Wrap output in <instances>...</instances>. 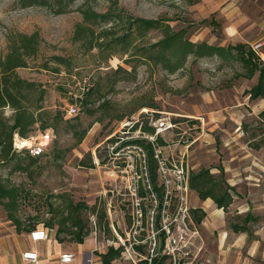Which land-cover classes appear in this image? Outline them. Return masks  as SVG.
<instances>
[{
    "label": "rangeland",
    "instance_id": "374dc122",
    "mask_svg": "<svg viewBox=\"0 0 264 264\" xmlns=\"http://www.w3.org/2000/svg\"><path fill=\"white\" fill-rule=\"evenodd\" d=\"M109 4L108 0H99L93 5L106 11ZM119 4L136 17L170 20L175 30H187L193 42L248 46L264 37V0H119ZM82 21L76 11L54 15L43 8H20L16 0H0L1 54L7 52L9 34L37 31L43 39L38 58L29 60V67L18 69V73L40 84L45 91V109L62 112L65 120L73 119L66 110L72 99L89 86L95 89L94 107L108 104L109 117L102 122L97 120L103 109L93 117L80 111L82 128L90 127L81 143L71 133L61 131L57 135L50 129L53 137L44 156L30 167L29 173L11 172L13 162L0 165V176L24 190L19 207L24 227L43 226V222L66 213V206L72 201L96 207V212L81 216L88 223L89 236L96 238L99 245H114L113 240L107 241L112 239L114 228L123 238H117L118 246L127 242L137 208L144 212L146 235L148 222L159 212L153 195L142 199L137 192L141 187L149 190L143 161L146 150L127 146L115 153L114 149L123 141L140 138L152 143L154 139L170 168L183 165L189 174L211 168L219 176L218 168L224 167L225 179L235 189L234 202L213 220L219 228L214 237L224 235L228 239L234 236L231 223L242 224L249 212L256 217L249 229L251 239L263 243L262 252L228 249L223 258L214 252L212 264H264V98L255 100L249 93L258 74L247 79L238 61L192 57L183 70L173 75L161 66L137 62L136 77L120 80L122 75H115L114 71L119 66L131 71L132 64L125 63L129 57L116 55L101 62L96 50L87 52L80 43H73L74 27ZM161 38V32L153 31L146 42ZM55 55L72 59L71 73L63 66L58 74L39 68ZM153 104L157 107H150ZM11 113L6 111L8 116ZM139 121L140 128L132 132ZM146 126L154 128L155 133L143 132L141 127ZM32 135L28 140L35 145L41 139V131ZM112 138L117 142L111 143ZM58 154L60 158H56ZM90 154L95 168L80 166L82 160L90 161ZM21 161L28 165L27 160ZM158 181L163 183L159 175ZM199 199L190 189L189 208H198ZM175 212L173 198L165 215L171 218ZM0 220L9 221L1 205ZM99 253L100 248L94 252L96 256ZM198 258L197 251L192 250L176 264H199ZM164 264L175 262L168 258Z\"/></svg>",
    "mask_w": 264,
    "mask_h": 264
},
{
    "label": "trees",
    "instance_id": "16d2710c",
    "mask_svg": "<svg viewBox=\"0 0 264 264\" xmlns=\"http://www.w3.org/2000/svg\"><path fill=\"white\" fill-rule=\"evenodd\" d=\"M97 1L99 0H16V5L20 8H43L54 15L79 12L83 21L75 25L72 42L80 43L87 52L96 50L101 62H108L116 55L128 56L125 63H131L132 70L129 71L119 66L114 71L115 75H122L120 80L136 77L137 62L161 66L167 73L173 75L183 70L192 57L195 59L219 57L225 62L238 61L241 63L247 73V79L258 74V81L249 93L252 99L264 98V65L252 50L251 44L248 46L241 43L222 46L213 45L207 41L193 42L188 38L187 30H175L169 24L170 20L168 19H147L133 16L120 6L119 0H108L110 2L108 9L99 11L93 5ZM153 31L161 32L162 38L153 43L146 42L149 33ZM7 40V52L0 53V165L13 162L11 172L29 173L30 167L40 161L46 150L41 155L35 156L29 148L26 150L17 148L15 146L17 139H30L37 130L45 133L52 129L57 135L61 131L71 133L77 143H81L90 127L82 128V122L78 117L80 111L84 110L90 117H93L103 109V113L97 120L102 122L109 117L108 104L104 102L97 108L94 107L92 96L95 89L89 86L81 96H77L71 101V106L78 108L77 114L71 116L74 117L73 119L65 120L66 116L62 112L52 113L45 109L42 104L45 91L40 89V84L25 79L18 73V69L29 67V60L38 58L43 43L40 33L37 31L32 34L12 33L8 35ZM50 62H53L54 65ZM61 66L71 73L73 70L72 59L59 55L51 56L42 62L39 68L58 74L61 71ZM150 107L157 106L153 104ZM8 109L12 112L10 116L6 114ZM139 128L140 121L134 124L131 131L135 132ZM141 129L151 135L155 133L152 127L146 126ZM158 140L163 144L160 138ZM109 141L115 143L117 139L112 138ZM127 146L143 147L146 150L147 179L151 190L147 191L141 187L137 192L142 199L150 194L155 195L159 209L156 216V225L158 226L165 200V188L158 181V164L153 145L144 139H131L121 142L114 152L118 153L120 149ZM23 156L25 158H22ZM60 157L59 154L56 156V158ZM23 159L28 161V165L23 164L21 161ZM80 166L95 168L91 154L90 161L82 160ZM218 169L219 176L212 173L211 168L191 172L189 187L198 194L201 200L212 199L218 209L227 210L234 202L232 192L235 189L225 179L224 167L221 166ZM23 193L24 190L20 186L11 183L9 178L4 179L0 176V205L19 234L31 232L39 227L36 224L28 228L24 227V220L19 214L20 201L24 198ZM89 211L96 212V207H90L84 202L70 201L66 206V213L63 211L59 216L43 222V226L48 229H56V239L60 243L82 244L90 235V229L81 214ZM191 216L199 224L206 214L200 209H191ZM255 220L254 214L249 212L242 225L231 224V227L235 233L246 232L249 231L248 223ZM136 249L146 254L144 246H139ZM123 252V245L110 246L108 251L99 254V257L102 264H112L122 257ZM167 258V255L153 257L150 262L148 257L140 264H163Z\"/></svg>",
    "mask_w": 264,
    "mask_h": 264
},
{
    "label": "built area",
    "instance_id": "2783aa9c",
    "mask_svg": "<svg viewBox=\"0 0 264 264\" xmlns=\"http://www.w3.org/2000/svg\"><path fill=\"white\" fill-rule=\"evenodd\" d=\"M251 48L259 56L264 65V37L251 43ZM77 112L78 108L76 106H70L67 110L69 116H73ZM52 137L53 132L51 131L41 133L40 141L29 147L31 153L35 156L41 155L46 150ZM152 145L158 164V175L163 180L161 185L165 188V200L161 210L164 214L160 217L158 226L156 225V217L151 218V222H148V232L145 235L143 234V231H145L144 212L142 208H137L134 212L133 226L129 233V239L123 244L124 252L122 256L135 262V258L141 256L136 248L144 246L147 248L150 262L151 258L162 254L169 256L176 264L178 261L180 262L183 258L189 256L192 250H196L197 252L202 250V247L197 244V240L201 238V231L194 224L191 209L188 206L190 192L189 172H187L183 165L170 168L166 160L162 158L161 151L157 148L154 139ZM15 146L17 147L16 143ZM143 159L147 174L148 162L145 153H143ZM171 177L175 179L172 180ZM148 189L151 190L149 181ZM153 196L155 197V195ZM173 198L176 200V212L169 218L165 215V210ZM140 205L138 204V207ZM49 232L50 229L44 226L37 227L30 232V238L33 242L46 241L50 237ZM23 258L35 264L39 263L40 260L39 254L36 251L25 252ZM73 261L74 255L65 253L59 258L45 264H73Z\"/></svg>",
    "mask_w": 264,
    "mask_h": 264
},
{
    "label": "crops",
    "instance_id": "0c3cea01",
    "mask_svg": "<svg viewBox=\"0 0 264 264\" xmlns=\"http://www.w3.org/2000/svg\"><path fill=\"white\" fill-rule=\"evenodd\" d=\"M194 209H200L206 214L199 224L192 218L194 224L201 231V238L197 240V244L202 247V250L197 252L199 264H212L211 255L214 252L223 258L225 251L228 249H232V251L236 252H238L239 248L250 250L251 252H262L263 243L258 239H251L250 229L246 232L235 233L231 227L234 236H229L228 239L224 235L219 238L213 236L215 234L214 232L219 229L213 224V220L217 217H221L224 209H218L212 199H207L205 201L199 199V206ZM239 234L242 235L239 236ZM49 235L50 237L46 241L33 242L30 238V232L19 234L15 226L9 221L0 220V264H35L23 258V254L28 251H36L39 254L40 260L37 264H45L53 259L59 258L65 253L74 255L73 264H102L101 258L96 256L94 252L100 248L99 254H104L110 247L109 245H99L97 239L92 236H88L84 243L79 244L74 242L60 243L56 239L55 229H50ZM117 238L123 241V238L114 228L112 239L107 241L112 242L113 240L114 245L111 246L118 247ZM123 244L124 242H122V245ZM144 250L146 254L137 250L141 256L135 258V262L122 256L112 264H140L142 260L148 258L147 248L144 247ZM162 256L165 255L159 254L156 257ZM168 258L170 257L168 256Z\"/></svg>",
    "mask_w": 264,
    "mask_h": 264
},
{
    "label": "bare ground",
    "instance_id": "6f19581e",
    "mask_svg": "<svg viewBox=\"0 0 264 264\" xmlns=\"http://www.w3.org/2000/svg\"><path fill=\"white\" fill-rule=\"evenodd\" d=\"M32 145V142L28 139H22L17 142V148L24 149L26 147H30Z\"/></svg>",
    "mask_w": 264,
    "mask_h": 264
}]
</instances>
